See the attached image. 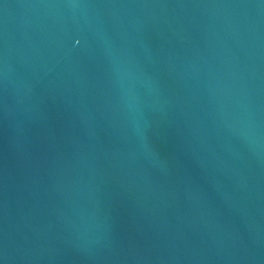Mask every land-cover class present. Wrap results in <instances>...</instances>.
<instances>
[{
  "label": "water",
  "instance_id": "water-1",
  "mask_svg": "<svg viewBox=\"0 0 264 264\" xmlns=\"http://www.w3.org/2000/svg\"><path fill=\"white\" fill-rule=\"evenodd\" d=\"M0 264H264V0H0Z\"/></svg>",
  "mask_w": 264,
  "mask_h": 264
}]
</instances>
